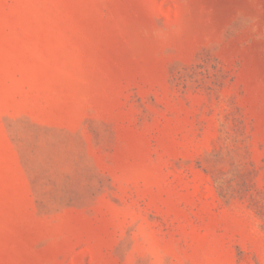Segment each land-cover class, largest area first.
<instances>
[{"label": "rangeland", "instance_id": "obj_1", "mask_svg": "<svg viewBox=\"0 0 264 264\" xmlns=\"http://www.w3.org/2000/svg\"><path fill=\"white\" fill-rule=\"evenodd\" d=\"M0 264H264V0H0Z\"/></svg>", "mask_w": 264, "mask_h": 264}, {"label": "clouds", "instance_id": "obj_2", "mask_svg": "<svg viewBox=\"0 0 264 264\" xmlns=\"http://www.w3.org/2000/svg\"><path fill=\"white\" fill-rule=\"evenodd\" d=\"M161 259L160 256H156V260L159 261Z\"/></svg>", "mask_w": 264, "mask_h": 264}]
</instances>
